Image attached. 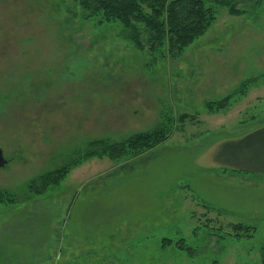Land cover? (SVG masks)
Returning <instances> with one entry per match:
<instances>
[{
    "label": "rangeland",
    "instance_id": "rangeland-1",
    "mask_svg": "<svg viewBox=\"0 0 264 264\" xmlns=\"http://www.w3.org/2000/svg\"><path fill=\"white\" fill-rule=\"evenodd\" d=\"M74 5L0 0V190H24L90 141L193 118L140 155L84 160L43 193L1 202L0 264H264V172L215 160L264 127V3L236 16L217 7L209 30L165 59ZM252 78L227 108H207ZM235 224L256 229L238 236Z\"/></svg>",
    "mask_w": 264,
    "mask_h": 264
},
{
    "label": "trees",
    "instance_id": "trees-1",
    "mask_svg": "<svg viewBox=\"0 0 264 264\" xmlns=\"http://www.w3.org/2000/svg\"><path fill=\"white\" fill-rule=\"evenodd\" d=\"M74 14L83 20L101 18V22H115L122 27V37L139 50H147L152 55L160 54V59L179 58L184 50L196 39L204 35L217 19V7H225L229 14L236 16L250 12L261 6L264 0H73ZM255 78L243 81L230 95L207 101L211 111L227 108L236 95H243ZM154 128L134 133L120 141L102 138L90 141L84 148L77 149L65 164L43 172L27 182L22 191L0 190L1 202H22L34 194H41L50 185L58 184L80 162L93 157H108L120 160L132 157L158 146L171 137L179 125L193 118L182 114L177 119L166 114ZM215 160L224 162L234 170H258L264 172V127L245 137L224 143L217 151ZM238 236L251 237L255 227L243 224L233 225ZM170 243L171 240L164 239ZM182 248L185 247L182 245ZM191 254L194 250L186 247ZM213 264H218L215 261Z\"/></svg>",
    "mask_w": 264,
    "mask_h": 264
},
{
    "label": "water",
    "instance_id": "water-1",
    "mask_svg": "<svg viewBox=\"0 0 264 264\" xmlns=\"http://www.w3.org/2000/svg\"><path fill=\"white\" fill-rule=\"evenodd\" d=\"M6 164L5 159L3 158L2 151L0 149V167H3Z\"/></svg>",
    "mask_w": 264,
    "mask_h": 264
}]
</instances>
